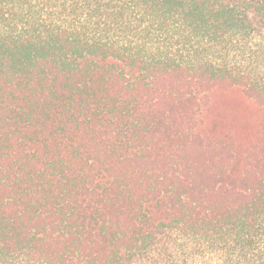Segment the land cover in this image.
<instances>
[{
    "label": "trees",
    "instance_id": "1",
    "mask_svg": "<svg viewBox=\"0 0 264 264\" xmlns=\"http://www.w3.org/2000/svg\"><path fill=\"white\" fill-rule=\"evenodd\" d=\"M263 25L0 0V264H264Z\"/></svg>",
    "mask_w": 264,
    "mask_h": 264
},
{
    "label": "rangeland",
    "instance_id": "2",
    "mask_svg": "<svg viewBox=\"0 0 264 264\" xmlns=\"http://www.w3.org/2000/svg\"><path fill=\"white\" fill-rule=\"evenodd\" d=\"M264 26V25H263ZM238 97V94L236 92H233L232 94V98H237Z\"/></svg>",
    "mask_w": 264,
    "mask_h": 264
}]
</instances>
